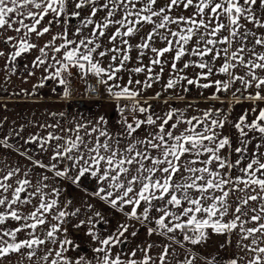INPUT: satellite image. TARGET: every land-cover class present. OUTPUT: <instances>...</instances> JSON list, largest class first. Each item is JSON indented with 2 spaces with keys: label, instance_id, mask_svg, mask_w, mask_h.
<instances>
[{
  "label": "snow or ice",
  "instance_id": "obj_1",
  "mask_svg": "<svg viewBox=\"0 0 264 264\" xmlns=\"http://www.w3.org/2000/svg\"><path fill=\"white\" fill-rule=\"evenodd\" d=\"M0 43L6 81L36 53L34 88L54 81L69 97L74 75L91 77L119 116L116 126L103 115L41 125L53 130L24 141L49 153L33 161L43 169L35 181L0 169V264H224L205 247L210 233L232 249L226 264H264V0H0ZM193 89L206 107L188 102ZM237 104L247 107L233 116ZM56 180H93L91 197L126 218L102 235L108 221L86 203L73 227L95 242L92 260L68 254L79 245L67 224L81 209Z\"/></svg>",
  "mask_w": 264,
  "mask_h": 264
},
{
  "label": "crops",
  "instance_id": "obj_2",
  "mask_svg": "<svg viewBox=\"0 0 264 264\" xmlns=\"http://www.w3.org/2000/svg\"><path fill=\"white\" fill-rule=\"evenodd\" d=\"M76 26V21H73L68 26L70 36ZM62 27H57L55 31H60ZM50 35L41 38L40 43L42 44L50 39ZM0 50L8 51V49L4 48L3 43H0ZM35 54H26V58H18L15 65V75H12L11 79L7 81L5 77L8 74L4 71L5 61L4 58H0V122L3 123V128L0 130V137L8 135L10 137L9 143L13 145L12 148H3L0 150V169L7 171L19 166L22 170H31L33 173V181L37 179V174L43 172V169L33 167V161L40 160L43 163H47L49 153L43 151L39 144H26L24 141L34 134L43 136L47 131L53 130L51 128L44 129L41 125L46 123L55 124L58 122L67 128L77 121L83 122L103 115L108 119L110 125L116 126L119 119L116 111L118 102L112 99L107 93L106 97L108 100L102 102L81 101L79 99L80 94L85 90V80L80 79L76 75L73 78H77L78 86L75 91L68 89L71 92L69 97L64 96L65 89L63 86L54 81L46 82L43 88H34L33 85L38 82L41 76V71H36L35 76L28 75ZM73 71L75 72V70ZM158 87L156 85L153 89L148 90L147 95H153ZM53 88H55V91H53ZM26 92L34 94L29 95ZM188 95V102L199 103L201 107H206L210 103L200 100L196 89H193ZM151 103L158 105L157 111L160 110L159 105L162 104V101H151ZM174 103L176 106L183 108L186 102L176 101ZM216 106L220 107V104L217 103ZM246 107L247 104L235 105L232 115L236 116L240 114L241 109ZM53 113L57 114L55 118L52 116ZM61 113H63V116L60 115ZM20 129H23V132H21L20 136H16L14 130L19 131ZM231 133L232 129L226 128L225 134ZM25 150H27L28 156L31 159L20 155V152ZM48 175L51 176V173H48ZM52 182L57 183V186L63 190L64 196L61 197L62 200L71 199L73 201L72 206L81 209L80 215L78 217H71L70 222L67 224L68 237L79 245L78 248L71 250L68 254L73 257L85 256L86 259L92 260L96 255L93 251L95 242L85 234V229L73 227L80 220L87 219L86 203L95 205L92 211H100L108 221L103 226L97 225L96 231L102 235L106 236L109 232L114 231L118 224L125 222L126 218L118 209L110 208L107 204L91 197V193L95 189V182L93 180H82L81 187L72 185L68 181L60 182L56 180ZM69 211H71V208ZM143 238V236L138 235V237L133 238L126 245H121V250L124 252L130 250L135 246L134 241ZM18 259L19 257L13 256L11 264H17ZM24 264H27V261H24Z\"/></svg>",
  "mask_w": 264,
  "mask_h": 264
},
{
  "label": "built area",
  "instance_id": "obj_3",
  "mask_svg": "<svg viewBox=\"0 0 264 264\" xmlns=\"http://www.w3.org/2000/svg\"><path fill=\"white\" fill-rule=\"evenodd\" d=\"M77 86H78L77 78L75 79L72 77V82L70 83L69 90L75 91ZM91 87L96 88V94H92L89 91ZM103 89H104V86L102 84H97L93 78L89 77L85 81V90L82 94H80L79 99L81 101H98V102L106 101L108 100V98L106 97V92H104ZM120 103H127V102L121 101Z\"/></svg>",
  "mask_w": 264,
  "mask_h": 264
},
{
  "label": "rangeland",
  "instance_id": "obj_4",
  "mask_svg": "<svg viewBox=\"0 0 264 264\" xmlns=\"http://www.w3.org/2000/svg\"><path fill=\"white\" fill-rule=\"evenodd\" d=\"M127 209H125L126 211ZM233 243L235 242V237L232 238ZM225 241V237L221 235H217L215 233H210L209 239L207 241V245L205 246L208 251L216 252L218 253V258L224 259V264H226V259L228 256L232 254V249L228 246H225L224 248H221L220 245L223 244ZM211 247H208V246ZM199 247V246H197Z\"/></svg>",
  "mask_w": 264,
  "mask_h": 264
}]
</instances>
